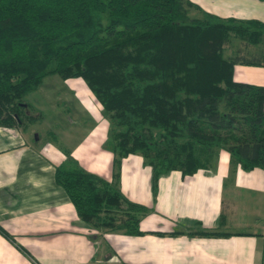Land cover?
<instances>
[{
  "label": "trees",
  "instance_id": "1",
  "mask_svg": "<svg viewBox=\"0 0 264 264\" xmlns=\"http://www.w3.org/2000/svg\"><path fill=\"white\" fill-rule=\"evenodd\" d=\"M236 65L264 66V22L190 0H0V126L42 119L25 97L44 77L80 79L107 122L110 180L64 148L53 178L78 219L111 231L142 234L150 211L119 189L128 155L149 167L153 198L161 175L208 170L221 152L230 171H264V87L234 80ZM196 225L188 234L230 235Z\"/></svg>",
  "mask_w": 264,
  "mask_h": 264
},
{
  "label": "crops",
  "instance_id": "2",
  "mask_svg": "<svg viewBox=\"0 0 264 264\" xmlns=\"http://www.w3.org/2000/svg\"><path fill=\"white\" fill-rule=\"evenodd\" d=\"M190 1L221 18L264 22V0H204L203 6ZM233 78L264 87V66L236 65ZM62 85L60 93L67 94L62 91L67 87L76 103L86 104L92 119L80 135L70 128L61 136L55 133L61 143L48 139L38 144L29 125L0 126V227L14 241L0 233V264H264V171L238 166L230 171L222 152L208 170L184 177L178 171L161 175L154 198L150 169L141 157L121 160V193L150 209L138 222L142 234L127 235L78 219L53 178L64 159L62 149L77 166L107 180L111 153L102 146L107 122L87 103L83 82L69 79ZM36 90L25 97L34 109L40 100L32 96ZM197 223L230 235L188 234Z\"/></svg>",
  "mask_w": 264,
  "mask_h": 264
},
{
  "label": "rangeland",
  "instance_id": "3",
  "mask_svg": "<svg viewBox=\"0 0 264 264\" xmlns=\"http://www.w3.org/2000/svg\"><path fill=\"white\" fill-rule=\"evenodd\" d=\"M197 1L200 3L201 6L205 4L204 0H197ZM242 12H244V10H242ZM242 12L240 14L241 16H242ZM245 12L246 15H248L246 10ZM189 14L192 16L200 15L192 8L189 9ZM234 18H242V17L235 16ZM67 80L69 79L64 80L60 78L58 75L46 76L43 78L42 83L38 86L39 89L36 90L37 93H34L32 95L36 97V99L37 97H39L40 100L39 102H37L38 104L36 105L38 109L36 110L40 111L43 116L40 121L35 122L33 124H29V128L33 131L32 137H34L35 133L37 134L36 136L39 137L38 144H41L43 143L44 140H48V139L54 140L55 143H59V142L61 143L60 141L61 139L59 138V136H56L55 133H58L61 136L63 135V132H67L70 130V128H74V129H78L79 132L78 135H80L84 131V128L87 129L89 126H91V124H93L92 122H90L92 119L91 117H89L88 112L86 111L87 110L86 104L83 105L82 102H80V104L76 103V101H74L76 100V96L72 95L71 92L67 90L68 89L67 87L66 89L62 90L64 93L67 94L60 93L61 90L58 87L65 86L62 84H64ZM77 80L82 82L80 79ZM86 90L85 93L90 98V100L88 99V102L87 101L86 102L91 104V107L95 109V112L99 113L100 117L103 118L100 114L99 107L95 108V105H92V102L98 105L97 102L93 99L91 94ZM80 93L81 92H79V94ZM80 97L83 98L84 96L80 94ZM29 100H31V96L29 97ZM41 108L42 111L39 110ZM60 119L63 120L61 121ZM70 121L71 124L69 123ZM52 133L54 134V136H52L53 135ZM64 146L67 145L64 144Z\"/></svg>",
  "mask_w": 264,
  "mask_h": 264
}]
</instances>
